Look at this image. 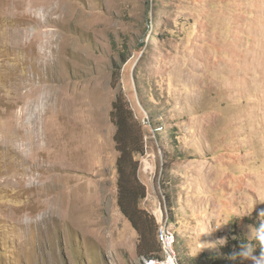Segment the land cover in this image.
<instances>
[{"label": "rangeland", "instance_id": "rangeland-1", "mask_svg": "<svg viewBox=\"0 0 264 264\" xmlns=\"http://www.w3.org/2000/svg\"><path fill=\"white\" fill-rule=\"evenodd\" d=\"M120 93L158 260L164 227L179 264H264L243 251L264 223V0H0V264H143L116 201Z\"/></svg>", "mask_w": 264, "mask_h": 264}, {"label": "trees", "instance_id": "trees-1", "mask_svg": "<svg viewBox=\"0 0 264 264\" xmlns=\"http://www.w3.org/2000/svg\"><path fill=\"white\" fill-rule=\"evenodd\" d=\"M123 56L120 57L121 65L127 60L126 55ZM109 119L115 127L113 141L118 153L115 161L117 205L137 234L139 253L145 258L160 259L154 218L139 207V202L146 196L145 186L137 174L138 157L144 154L143 130L122 93L113 100ZM206 258L207 263L212 262L211 257ZM194 262L200 264L198 260Z\"/></svg>", "mask_w": 264, "mask_h": 264}, {"label": "built area", "instance_id": "built-area-1", "mask_svg": "<svg viewBox=\"0 0 264 264\" xmlns=\"http://www.w3.org/2000/svg\"><path fill=\"white\" fill-rule=\"evenodd\" d=\"M158 236L161 241L163 260L158 258H144L143 264H179L175 252L173 250V234L170 230L161 227L158 231Z\"/></svg>", "mask_w": 264, "mask_h": 264}, {"label": "clouds", "instance_id": "clouds-1", "mask_svg": "<svg viewBox=\"0 0 264 264\" xmlns=\"http://www.w3.org/2000/svg\"><path fill=\"white\" fill-rule=\"evenodd\" d=\"M255 244L264 247V223H261L256 228L249 229L243 242V251L251 253L254 250Z\"/></svg>", "mask_w": 264, "mask_h": 264}, {"label": "bare ground", "instance_id": "bare-ground-1", "mask_svg": "<svg viewBox=\"0 0 264 264\" xmlns=\"http://www.w3.org/2000/svg\"><path fill=\"white\" fill-rule=\"evenodd\" d=\"M32 164V163H31ZM51 191V190H50ZM46 207V206H45ZM48 208V207H47Z\"/></svg>", "mask_w": 264, "mask_h": 264}]
</instances>
